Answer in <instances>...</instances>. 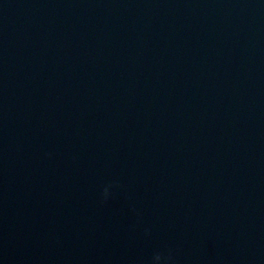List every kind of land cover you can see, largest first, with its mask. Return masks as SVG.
I'll list each match as a JSON object with an SVG mask.
<instances>
[{
  "label": "water",
  "instance_id": "water-1",
  "mask_svg": "<svg viewBox=\"0 0 264 264\" xmlns=\"http://www.w3.org/2000/svg\"><path fill=\"white\" fill-rule=\"evenodd\" d=\"M264 264V0H0V264Z\"/></svg>",
  "mask_w": 264,
  "mask_h": 264
},
{
  "label": "clouds",
  "instance_id": "clouds-1",
  "mask_svg": "<svg viewBox=\"0 0 264 264\" xmlns=\"http://www.w3.org/2000/svg\"><path fill=\"white\" fill-rule=\"evenodd\" d=\"M173 257L170 252L167 254L156 252L152 256V264H172Z\"/></svg>",
  "mask_w": 264,
  "mask_h": 264
}]
</instances>
